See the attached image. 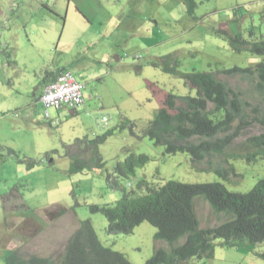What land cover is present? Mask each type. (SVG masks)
Instances as JSON below:
<instances>
[{"label": "rangeland", "instance_id": "obj_1", "mask_svg": "<svg viewBox=\"0 0 264 264\" xmlns=\"http://www.w3.org/2000/svg\"><path fill=\"white\" fill-rule=\"evenodd\" d=\"M94 1L97 8L88 18L90 24L74 5L55 10L60 13V24L51 35L42 26L52 24L46 7L53 4L57 8L55 0H0V264L18 250L25 259L51 255L58 262L68 240L86 220L102 246L124 255L131 264H145L158 248L168 249L166 243L154 239L156 229L148 223L130 236H108L106 219L89 210L93 205L115 206L119 193L108 188L106 176L130 153L150 158L137 171V182L145 179L159 186L168 181L217 182L230 192L246 193L264 179V158L250 163L232 161L236 177L224 181L208 169V160L192 163L184 154L164 155L162 148L140 139L137 129L132 136L126 126L143 127L169 94L194 97L183 75L264 64V56L233 52L224 35L264 41V0H194L193 17L181 0ZM105 54L117 55L119 60L111 63ZM166 56L179 63L175 75L150 65ZM53 62L56 69L65 67L85 83V105L76 112L50 109L47 120L38 99L40 83ZM218 77L242 93L250 104L248 112L260 103L253 91L255 82ZM104 117L107 127L101 123ZM252 118L255 121L227 153L244 155L247 139L264 135L262 114ZM107 131H113V136L99 147L104 168L70 174L69 154L80 160L91 155L84 146L69 152L70 146ZM221 161L219 156L211 158L215 167H225ZM18 193L27 205L19 208L22 213L18 212ZM59 209H65V215L51 221L48 213L54 215ZM194 213L200 230L225 221L202 198L194 200ZM263 254L264 244L242 241L228 246L215 241L212 258L184 264H264Z\"/></svg>", "mask_w": 264, "mask_h": 264}, {"label": "trees", "instance_id": "obj_2", "mask_svg": "<svg viewBox=\"0 0 264 264\" xmlns=\"http://www.w3.org/2000/svg\"><path fill=\"white\" fill-rule=\"evenodd\" d=\"M181 2L187 14L193 17L197 6L195 1ZM224 35L228 37L233 52L247 51L252 55L264 56V41H248L242 35ZM150 65L170 76L175 75L179 68L178 61L170 56ZM63 71L45 72L41 86L51 77L53 81ZM218 75L255 82L253 91L260 100L259 104L263 105L262 108L257 104L251 106L248 112L246 107L250 104L242 99V93L219 79ZM181 79L185 86L195 91V96L167 95L163 107L143 127L138 129L134 124H126L132 136H136L134 129H137L140 139H149L155 147L163 149L164 155L184 154L190 157L192 163L208 160V169L224 181H229L231 176L236 177L232 161L245 160L250 163L264 158V135L248 138L244 155L226 152L244 129L255 121L252 117L262 114L260 123L264 124L263 63L246 69L234 67L216 73H193L183 75ZM111 136L113 131H107L88 142L75 141L68 149L69 152L81 150L84 146L91 155L86 160H80L69 154L70 174L103 169L99 147ZM213 156L221 157L225 167H215L211 162ZM149 162L147 155L128 154L122 163L116 165L114 173L106 176L108 188L119 193L115 206L89 207L91 213L101 214L106 219L108 236H130L143 223L156 229L154 239L166 243L169 248H158L145 264H184L191 259H210L214 254L215 241H222L228 246L242 241L250 245L264 244V179H259L246 193L230 192L217 182L184 184L168 181L159 186L145 179L136 182L134 190L126 188L124 182L136 178L137 171ZM197 198H202L225 221L216 227L200 230L194 213V200ZM65 213V209H59L54 214L56 216L52 213H48V216L51 221H55ZM260 257L264 260V254ZM5 264L131 263L124 255L102 246L91 222L86 220L80 223L68 240L58 262L37 256L25 259L14 252L5 259Z\"/></svg>", "mask_w": 264, "mask_h": 264}, {"label": "built area", "instance_id": "obj_3", "mask_svg": "<svg viewBox=\"0 0 264 264\" xmlns=\"http://www.w3.org/2000/svg\"><path fill=\"white\" fill-rule=\"evenodd\" d=\"M85 86L70 73H63L56 81L47 86L40 103L45 118L49 119V110H76L84 105ZM105 121V120H103Z\"/></svg>", "mask_w": 264, "mask_h": 264}, {"label": "crops", "instance_id": "obj_4", "mask_svg": "<svg viewBox=\"0 0 264 264\" xmlns=\"http://www.w3.org/2000/svg\"><path fill=\"white\" fill-rule=\"evenodd\" d=\"M55 3L57 5V8L53 4H51V7H49V6L46 7L49 10V12L51 13V15H52V17L49 18V20L52 22V24H45V25L42 26V29H44L45 32L50 31L51 35L56 34L57 30L59 29V24H60V19H59L60 18V16H59L60 13L59 12L61 11L60 8L65 7V5L66 6L74 5L77 8V10L80 12V14L83 16L84 21L86 23H89V21H90L89 19H91L90 16L96 12L95 9L97 8L96 1H94V0H55ZM58 3H62V4H60V6L58 7ZM58 9H59V12L57 13L55 10H58ZM63 19H64L63 27H65L66 22H67V16L64 17ZM43 21H44V18L40 20V22H43ZM53 24H54V26H52ZM118 29H119V27H118ZM59 37L62 38V36H59ZM60 38H59V42H60ZM104 57L106 58L105 60H109V62H111V63H115L116 61L119 60L117 55L111 56V58H110L107 54H105ZM54 65H55V63L53 62L52 63L53 67L50 70H46L45 72H55V71L60 70V69H64L65 71L68 70L65 67L64 68H60V69H56V67H54ZM43 68H44V65H42V69ZM52 78L53 77H51L48 80H46L45 85L50 83ZM39 90H40V88H39ZM23 201H24V197H22V196H20L18 194V212L19 213H22V211H21L22 207H24L25 209L27 208V205ZM19 208H21V209H19ZM49 223H53V222H49ZM36 226H37V224H36ZM29 239H30V241L33 240V238L32 239L29 238ZM18 253H19V250H18ZM42 258H44V257H42Z\"/></svg>", "mask_w": 264, "mask_h": 264}, {"label": "clouds", "instance_id": "obj_5", "mask_svg": "<svg viewBox=\"0 0 264 264\" xmlns=\"http://www.w3.org/2000/svg\"><path fill=\"white\" fill-rule=\"evenodd\" d=\"M140 58H141V56H136L135 57V59H137V60H140ZM63 73H70L75 79H76V77L70 72V71H63V72H61L60 74H58V75H56L55 76V79L53 80V81H51L47 86H49L50 84H52V83H54L55 81H56V79L60 76V75H62ZM76 80H78V79H76ZM79 81V80H78ZM42 82V81H41ZM79 82H81V81H79ZM82 84H84V86H85V89H86V85H85V83L84 82H81ZM41 84V83H40ZM47 86H43L42 87V89H41V94L39 95V99H38V101H39V103H40V100H41V97H42V94H43V91H44V89L47 87ZM85 91V90H84ZM35 98V97H34ZM40 105H41V103H40ZM84 105H85V97H84ZM84 105L82 106V107H84ZM42 106V105H41ZM81 107V108H82ZM81 108H79V109H76L77 111L78 110H80ZM44 111V110H43ZM59 111H62V110H59ZM70 111V110H69ZM43 114H44V112H43ZM49 116H50V114H49ZM45 117V116H44ZM45 119H47V120H50V117H49V119L48 118H45ZM103 120H105V121H103ZM101 123L105 126V127H107V125H108V119L107 118H102L101 119ZM136 178H132L128 183H127V188H134L135 187V185H136ZM56 221V220H55ZM40 258H42V257H40ZM50 258V257H49Z\"/></svg>", "mask_w": 264, "mask_h": 264}]
</instances>
